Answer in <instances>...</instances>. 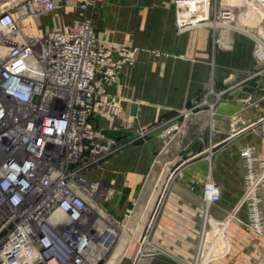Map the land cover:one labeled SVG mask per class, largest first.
I'll return each instance as SVG.
<instances>
[{"label": "built area", "instance_id": "2783aa9c", "mask_svg": "<svg viewBox=\"0 0 264 264\" xmlns=\"http://www.w3.org/2000/svg\"><path fill=\"white\" fill-rule=\"evenodd\" d=\"M10 1L0 4V264H96L113 243L103 249L107 224L115 223L104 207L113 189L97 173L142 133L109 138L89 116L95 107L122 111L106 86L133 66L134 51L98 41L90 16L96 0H68L76 10L68 24L53 0ZM244 1L264 17V0ZM41 17L59 29L39 33ZM23 22L36 32L26 34ZM238 154L245 226L264 240V156L249 145ZM199 194L206 216L219 190L208 179ZM205 223L220 226L208 216Z\"/></svg>", "mask_w": 264, "mask_h": 264}, {"label": "crops", "instance_id": "0c3cea01", "mask_svg": "<svg viewBox=\"0 0 264 264\" xmlns=\"http://www.w3.org/2000/svg\"><path fill=\"white\" fill-rule=\"evenodd\" d=\"M53 1L59 6L54 14L64 24L76 19V10L67 6L68 0ZM225 1L232 5L238 2ZM90 15L100 43L137 49L132 68L122 67L118 82L106 86L108 98L118 99L122 111L113 116L95 107L89 116L90 125L109 138L127 141L162 114L181 109L209 79L221 83L255 68L252 44L245 38L233 35L229 50L213 52L211 33L206 28L177 33L171 0H96ZM22 26L27 27L26 34L36 32L28 22ZM37 27L39 33L59 29L52 17H41ZM211 60L212 77L208 66ZM256 90L245 93L240 87L233 89L228 99L215 105L218 119L210 143L217 152L210 163L202 157L207 142L200 135L201 112L186 117L187 131L181 138L192 140L184 153L192 160L184 167L181 178H166L158 187L157 171L142 165L141 161L149 159L157 148L158 136L153 134L143 143L125 147L97 173L113 189L111 199L104 203L109 216L120 221L133 209L124 227L138 228L134 243L144 229L145 241L131 244L122 254L128 240L125 234L116 259L122 254L119 264H193L205 236L207 215L220 225L213 226L215 243L227 244L228 251L207 264H264V240L245 226L247 208L241 199L243 180L238 154L242 146L249 145L264 156V96ZM130 102L136 104L134 116L128 113ZM146 143L150 149L144 155L140 149ZM167 146L174 151L178 140ZM208 172L220 198L209 205L205 216L200 208L199 189H191L190 184L201 183Z\"/></svg>", "mask_w": 264, "mask_h": 264}, {"label": "rangeland", "instance_id": "374dc122", "mask_svg": "<svg viewBox=\"0 0 264 264\" xmlns=\"http://www.w3.org/2000/svg\"><path fill=\"white\" fill-rule=\"evenodd\" d=\"M174 11V26L177 33H182L192 29L206 28L211 33V42H212V51L216 52L218 49L229 50L232 45L233 35L240 36L250 41L252 44L251 56L255 63L254 70L243 73L237 78H229L221 83L213 82L212 79L205 84V86L199 90L196 97L190 101H187L184 106L176 111H170L162 114L155 122L151 123L148 126L142 128V135L136 142H144L147 140L149 135H157V148L152 152L151 157L142 160V165H144L148 170L151 168L152 172H156V181L158 187H161L164 184L166 178L168 180H176L182 177V171L184 167L191 162L192 159L186 158L184 156L187 147L191 144V139L181 138V135L187 131L186 117L191 116L195 117L202 112V117L199 119L201 126L200 135L202 134L206 139L207 151L202 155L208 163L212 161L214 155L216 154V147H211L210 140L213 137V126L216 123L215 118V105L224 99L229 98V93L233 89H238L243 86L249 80L257 81L264 74V59L261 62L256 61L255 51L259 48H263L264 52V17L256 14L244 0H238L237 4L232 5L225 0H171ZM193 5H190V3ZM190 14L188 16L186 14ZM223 13H228V16H223ZM91 16V15H90ZM196 16H199L200 20L196 19ZM228 17V19H224ZM230 17V18H229ZM194 18V21H193ZM191 20L192 24H190ZM197 22V23H196ZM194 23V24H193ZM29 30V29H28ZM27 31V30H25ZM126 46V45H125ZM131 51H134V55L137 49L127 46ZM157 56L159 54H156ZM209 73L212 77L214 63L211 60L208 63ZM131 69L132 67H128ZM116 83V82H115ZM175 124L177 129L172 133H166L164 130L168 125ZM151 129V130H150ZM178 140V147L174 151L168 148V144L172 141ZM245 146V145H244ZM150 147L148 144L142 145L140 151L144 155L148 154ZM139 152V151H138ZM142 154V155H143ZM212 178L208 172L205 175L204 180L201 183L193 182L190 184V188L194 189L198 187L199 191L201 186L206 182V180ZM160 193V192H159ZM243 194V193H242ZM105 207V206H104ZM104 211V209H102ZM105 211L107 209L105 207ZM130 212L126 213V217H122L120 221L110 218L115 223H109L107 226L115 233V240L111 244L107 253L104 257L100 259L96 264H105L119 238V235L126 234L128 240L124 245L122 254L124 253L126 247L131 244H137L145 236L144 229L139 234L140 238L134 243L133 239H137L138 231L136 227L132 230V235H130L131 230L125 226V220L130 216V213H133V209H129ZM108 213V212H107ZM208 216V215H207ZM209 217V216H208ZM211 220V219H210ZM213 223L215 221L211 220ZM206 231L205 236L203 237L201 247L196 254V264H207L218 259L220 254H227V244L222 246V243H215L216 231L213 229L212 225H205ZM208 232L211 235H208ZM135 234V235H134ZM134 235V236H133ZM145 241V239H143ZM227 243V242H226ZM219 246L222 247V250L219 249ZM122 254L119 256V259L116 260L113 264H119V260L122 257ZM205 260V261H204Z\"/></svg>", "mask_w": 264, "mask_h": 264}, {"label": "bare ground", "instance_id": "6f19581e", "mask_svg": "<svg viewBox=\"0 0 264 264\" xmlns=\"http://www.w3.org/2000/svg\"><path fill=\"white\" fill-rule=\"evenodd\" d=\"M2 3H4V5H9L11 3V1L10 0H1L0 4H2ZM251 9H252V7H251ZM186 15H188V16H185V18H188L191 16L189 13ZM196 19L200 20L199 16H196ZM193 21H194V18H193ZM189 22H190V24H192L191 20H189ZM256 56H257V58H261L264 56L263 48H259V50H257ZM115 236H116L115 233L111 229L106 230V232L103 234V238L106 239V241L103 245V249H106L115 240ZM124 236H125V234L119 235V238L117 239V242L114 246V249H113L108 261L105 264H113L114 262H116L119 251H121L122 243L124 241Z\"/></svg>", "mask_w": 264, "mask_h": 264}, {"label": "water", "instance_id": "95a60500", "mask_svg": "<svg viewBox=\"0 0 264 264\" xmlns=\"http://www.w3.org/2000/svg\"><path fill=\"white\" fill-rule=\"evenodd\" d=\"M254 88H257L256 93L264 96V75L260 77L257 81L249 80L243 86L240 87V90L245 93H252ZM136 112V104L134 102L129 103V115L134 116Z\"/></svg>", "mask_w": 264, "mask_h": 264}]
</instances>
